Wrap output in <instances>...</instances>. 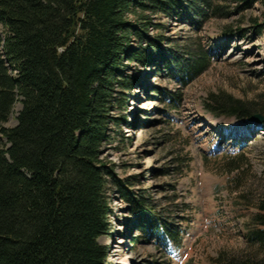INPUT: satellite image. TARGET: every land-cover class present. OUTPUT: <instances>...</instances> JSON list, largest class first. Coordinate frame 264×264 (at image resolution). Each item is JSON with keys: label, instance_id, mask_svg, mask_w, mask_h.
<instances>
[{"label": "trees", "instance_id": "16d2710c", "mask_svg": "<svg viewBox=\"0 0 264 264\" xmlns=\"http://www.w3.org/2000/svg\"><path fill=\"white\" fill-rule=\"evenodd\" d=\"M255 1L264 13V0ZM204 2L0 0V264H106L98 240L110 235L106 176L114 177L101 156L110 124L119 126L111 116L124 103L118 90L137 82L125 75L124 61L147 68L149 51L161 50L147 36L146 13L186 18ZM255 28L264 35V25ZM170 60L167 69L184 85L208 66L203 57L184 65ZM209 102L213 118H264V105L227 95ZM17 103V124L6 128ZM131 202L146 218L139 221L144 233L155 229L166 243L180 240L142 202ZM254 209L246 248L219 254L216 264H264V180Z\"/></svg>", "mask_w": 264, "mask_h": 264}, {"label": "rangeland", "instance_id": "374dc122", "mask_svg": "<svg viewBox=\"0 0 264 264\" xmlns=\"http://www.w3.org/2000/svg\"><path fill=\"white\" fill-rule=\"evenodd\" d=\"M205 2L186 18L146 13L147 36L161 50L149 51L147 68L124 61L125 75L137 82L118 90L124 103L111 116L119 126L110 124L101 156L114 177L106 176L110 235L98 240L106 264H216L219 254L246 248L264 180V133L249 122L213 118L205 107L219 95L264 105V35L255 28L264 13L255 0ZM131 46L140 48L136 39ZM199 57L208 66L186 85L167 69L169 58L184 65ZM20 110L17 103L6 128L16 126ZM130 200L180 240L144 233L139 221L146 218Z\"/></svg>", "mask_w": 264, "mask_h": 264}, {"label": "water", "instance_id": "95a60500", "mask_svg": "<svg viewBox=\"0 0 264 264\" xmlns=\"http://www.w3.org/2000/svg\"><path fill=\"white\" fill-rule=\"evenodd\" d=\"M263 122H264V118L259 114L252 116L249 120V123L251 125H256V126H261Z\"/></svg>", "mask_w": 264, "mask_h": 264}, {"label": "bare ground", "instance_id": "6f19581e", "mask_svg": "<svg viewBox=\"0 0 264 264\" xmlns=\"http://www.w3.org/2000/svg\"><path fill=\"white\" fill-rule=\"evenodd\" d=\"M264 133V132H263Z\"/></svg>", "mask_w": 264, "mask_h": 264}]
</instances>
